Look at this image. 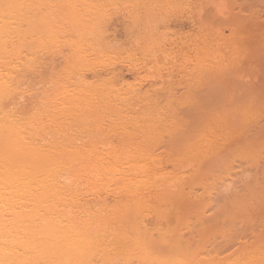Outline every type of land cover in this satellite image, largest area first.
<instances>
[{
	"label": "rangeland",
	"instance_id": "1",
	"mask_svg": "<svg viewBox=\"0 0 264 264\" xmlns=\"http://www.w3.org/2000/svg\"><path fill=\"white\" fill-rule=\"evenodd\" d=\"M33 4L23 80L35 113L54 110L41 133L129 152V189L95 200L142 199L136 220L155 253L178 243L264 264V0ZM73 85L79 100L60 108Z\"/></svg>",
	"mask_w": 264,
	"mask_h": 264
},
{
	"label": "bare ground",
	"instance_id": "2",
	"mask_svg": "<svg viewBox=\"0 0 264 264\" xmlns=\"http://www.w3.org/2000/svg\"><path fill=\"white\" fill-rule=\"evenodd\" d=\"M33 1L0 0V264H245L241 255L198 257L174 242L155 253L136 220L142 199L95 200L101 189H129V152L56 143L68 138L62 129L41 133L38 120L54 110L35 113L23 80L32 62ZM77 86L68 89L69 103L58 99L60 108L77 103ZM254 253L264 259L263 250Z\"/></svg>",
	"mask_w": 264,
	"mask_h": 264
}]
</instances>
